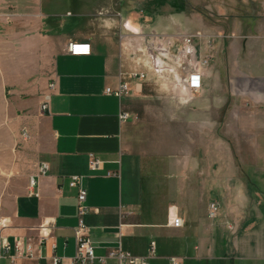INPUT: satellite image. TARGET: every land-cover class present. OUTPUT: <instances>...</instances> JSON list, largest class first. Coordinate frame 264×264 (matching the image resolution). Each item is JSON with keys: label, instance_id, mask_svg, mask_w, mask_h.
Wrapping results in <instances>:
<instances>
[{"label": "crops", "instance_id": "crops-1", "mask_svg": "<svg viewBox=\"0 0 264 264\" xmlns=\"http://www.w3.org/2000/svg\"><path fill=\"white\" fill-rule=\"evenodd\" d=\"M252 2L260 11L230 16L228 28L183 16L168 34V22L151 26L150 14L116 0H4L5 19L22 21V49L48 63V99L39 112L47 140L15 186L0 188V240L11 246L0 264H74L70 176L86 190L83 223L105 259L89 264H116L106 256L119 246L148 264H264V0ZM71 42L90 54L70 56ZM193 73L196 91L186 82ZM120 81L127 95L105 94ZM120 113L130 118L120 123ZM89 154L99 170L88 169ZM174 217L182 227H171Z\"/></svg>", "mask_w": 264, "mask_h": 264}, {"label": "rangeland", "instance_id": "rangeland-1", "mask_svg": "<svg viewBox=\"0 0 264 264\" xmlns=\"http://www.w3.org/2000/svg\"><path fill=\"white\" fill-rule=\"evenodd\" d=\"M116 1L137 16L150 14L151 26L168 22L163 27L168 34L173 23L179 24L183 16L203 18L210 26L228 28L230 16L244 17L260 11L252 0ZM5 12L4 0H0V188L8 179L15 186L17 175L34 159L39 141L47 140L37 99H44L42 87L48 63L37 52L22 49L27 38L17 34L22 21L6 20Z\"/></svg>", "mask_w": 264, "mask_h": 264}, {"label": "built area", "instance_id": "built-area-1", "mask_svg": "<svg viewBox=\"0 0 264 264\" xmlns=\"http://www.w3.org/2000/svg\"><path fill=\"white\" fill-rule=\"evenodd\" d=\"M182 52L184 55H192V38L191 37H182ZM66 53L70 56H88L90 54V45L86 43H77L71 42L68 43L66 47ZM203 65L206 64V61H203ZM129 77L131 79H144L145 75L143 73L134 72L130 73ZM187 86L190 90L196 91L200 88V75L193 73L187 77ZM54 88V83H50L48 85V90L51 91ZM105 94L108 96H112L115 98H122L130 92L129 84L126 82L120 81L115 88H106ZM47 96H45V101L41 104V110L44 111L47 108ZM130 116L127 113H120L118 115V120L120 123L126 122ZM102 162L94 155L89 154L87 159V166L90 171H97L101 168ZM47 170V165L42 164L39 168V172L41 174L45 173ZM68 186L70 188L77 189L76 194V217H77V225L74 228V238L76 243V252L73 257L74 264H89L94 261L104 262L105 259H97L94 256L93 247L88 238L87 229L83 223V217L87 213L88 208L86 206V190L80 185V177L79 176H70L68 178ZM218 205L215 202H211L208 205L207 216L209 219H214L217 215ZM171 227L180 228L182 227V220L179 217H174L171 222ZM45 234H43V237ZM11 246L5 240H0V258L3 257L9 250ZM15 252L19 254L21 252L20 242L16 241L13 246ZM155 243L150 242L148 245V257H153L155 254ZM27 256H31L29 248H27ZM107 259L114 260L116 264H148L147 258L135 257L131 253L124 251L121 247H117L108 252ZM170 264H178L179 261L176 258L169 259ZM52 264H61L59 259H53Z\"/></svg>", "mask_w": 264, "mask_h": 264}]
</instances>
